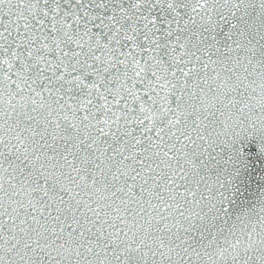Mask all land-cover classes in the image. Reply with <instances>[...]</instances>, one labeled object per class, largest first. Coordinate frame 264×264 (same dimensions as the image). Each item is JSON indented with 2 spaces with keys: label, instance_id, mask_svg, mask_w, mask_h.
<instances>
[{
  "label": "snow or ice",
  "instance_id": "obj_1",
  "mask_svg": "<svg viewBox=\"0 0 264 264\" xmlns=\"http://www.w3.org/2000/svg\"><path fill=\"white\" fill-rule=\"evenodd\" d=\"M0 264H264V0H0Z\"/></svg>",
  "mask_w": 264,
  "mask_h": 264
}]
</instances>
